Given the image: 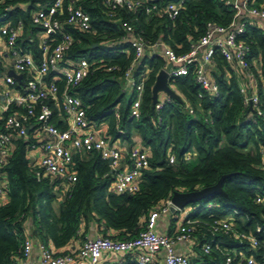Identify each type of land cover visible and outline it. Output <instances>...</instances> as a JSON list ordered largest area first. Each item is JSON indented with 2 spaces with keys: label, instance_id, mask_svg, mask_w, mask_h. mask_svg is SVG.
Returning a JSON list of instances; mask_svg holds the SVG:
<instances>
[{
  "label": "trees",
  "instance_id": "trees-1",
  "mask_svg": "<svg viewBox=\"0 0 264 264\" xmlns=\"http://www.w3.org/2000/svg\"><path fill=\"white\" fill-rule=\"evenodd\" d=\"M50 1L0 0V28L21 21V53L36 60L40 30L32 25L31 13ZM179 2V14L170 20L157 13L146 14L144 7L110 10L103 0H75V6L89 16L90 31L80 32L63 24L62 31L74 39L67 58L73 62L85 59L92 66L70 94L80 99L90 122L107 125L111 142L133 147V137H138L140 148L148 154L149 168L141 172L136 192L118 194L110 190L114 171L108 161L94 152L76 154V182L64 192L60 179L37 180L27 158L28 142L17 140L0 171L6 178L8 197L0 206V264H17L22 258L27 219L32 220V236L41 244H51L55 250L72 246L65 252L72 254L77 250L75 243L85 241L82 229L87 224H97L101 237L135 239L149 213L173 193L213 186L224 175L229 176L222 182L223 195L214 194L190 205L195 210L188 219L197 222L193 226L198 243L192 264H225L228 258L231 264H246L243 258L249 257L264 263V36L260 28L247 23L236 39L249 48L246 60L250 64L256 60L260 65L257 70L251 66V72L262 117L245 107L239 91L245 83L243 74L235 62L226 61L218 51L205 69L217 87L215 96L196 84L192 64L184 75L169 80L183 102L169 100L152 114L151 89L166 61L161 54L152 53L150 46L160 42L176 56H184L205 35L208 24L226 28L234 19V11L223 0H146L143 6L164 8ZM250 2L258 8L264 6V0ZM123 24L132 28L131 38L140 37L147 47L134 71L137 78L144 75L138 118L130 117L136 94L124 91V73L134 51L123 40L129 35ZM170 155L173 164L168 163ZM259 197L262 203L256 202ZM208 204L213 207L205 208ZM214 219H228L233 230L247 238L211 234L208 230ZM257 228L262 230L257 233ZM251 239L257 241V247L252 248ZM204 243L210 245L208 254L201 250Z\"/></svg>",
  "mask_w": 264,
  "mask_h": 264
},
{
  "label": "built area",
  "instance_id": "built-area-1",
  "mask_svg": "<svg viewBox=\"0 0 264 264\" xmlns=\"http://www.w3.org/2000/svg\"><path fill=\"white\" fill-rule=\"evenodd\" d=\"M146 0H103L110 10L117 7L128 11H136L144 7L146 14L157 13L174 20L182 7V2L167 4L159 8L153 4L143 6ZM225 5L234 11L232 23L226 27L207 25V31L201 40L192 46L190 52L184 56L175 53L160 42L150 46L151 51H160L165 58L166 65L171 64L167 72L169 80L172 77L182 76L186 73L187 66L195 64V82L208 94L215 96L217 87L206 75L205 67L212 62L216 51L228 62H235L236 66L248 73L252 86L256 88V79L251 72V66L246 56L249 52L247 45L236 39L245 31L246 23L236 21L241 16L264 20V6L255 7L250 0H223ZM111 16V15H109ZM32 25L40 30L37 35L39 55L36 60L31 54L21 53V35L24 24L5 25L0 28V39L4 42L5 57L8 63L0 60V171L5 166L7 159L14 150V142L22 140L28 142L27 157L38 156L31 163V168L37 180L43 178L60 179L64 192L76 182L73 171V157L76 154L97 153L102 160H112L110 166L114 171L113 182L110 190L120 193H134L138 189L141 172L149 168L148 154L139 147H132L128 151L126 161L128 168L119 170L124 159L118 146H114L109 139L101 133L99 125L90 122L79 98L70 94V90L77 87L87 76L91 64L85 59L73 62L67 58L74 43L69 32L62 31V26L80 32L90 31L89 16L75 6V0H51L46 6L38 10L31 17ZM127 34L132 33V28L122 25ZM264 36V30H263ZM20 42V43H19ZM134 51L130 66L124 73L126 81L136 94L130 110L131 118H138L141 107V96L144 87V75L137 78L134 71L143 58L147 49L146 43L140 38H131L129 41ZM12 70L21 76L18 82L8 75ZM109 68L108 71H113ZM52 76L53 80H47ZM62 84V87L59 86ZM256 90V89H255ZM240 93L244 96L243 102L247 109L256 117L263 116V109L257 93L248 94L241 87ZM202 95L199 94L198 98ZM166 97L155 105L154 111L158 112L165 102ZM59 108V112L66 124L62 130L54 123L52 105ZM189 109V106L186 105ZM43 137L49 138L43 141ZM189 157L187 156L186 159ZM168 163H174V157L169 156ZM2 173L0 172V175ZM5 177V176H4ZM7 182H0V196L6 192ZM257 203H262L261 197L256 198ZM172 207L170 199L149 213L144 229L132 240H114L108 237L86 239L80 249L74 254L60 253L52 247L38 243V264H75L77 261H87L89 264H99L101 258L107 255L132 254L135 264H154L160 252H164L165 264H192L184 255H179L174 250L177 242H193L196 228L190 221L179 225L173 236L158 234L156 229L159 217L169 213ZM208 204L205 208H212ZM179 212V211H178ZM264 228V226L262 227ZM262 228H257L260 232ZM211 234H232L236 239L247 238L243 233H236L228 219H214L209 226ZM252 248L257 247L255 239H251ZM32 244L25 240L22 248V258L17 264H28ZM203 253L210 252V245H201ZM246 264H264L257 262L253 257L243 258ZM232 259H227L225 264H231Z\"/></svg>",
  "mask_w": 264,
  "mask_h": 264
},
{
  "label": "crops",
  "instance_id": "crops-1",
  "mask_svg": "<svg viewBox=\"0 0 264 264\" xmlns=\"http://www.w3.org/2000/svg\"><path fill=\"white\" fill-rule=\"evenodd\" d=\"M46 4L47 3H44L40 7L39 10L43 9L46 6ZM35 12L36 11H33L31 13V17L34 15ZM236 22L237 23L245 22L246 24L252 23V24L256 25L258 28H260L262 30V32L264 30V20L250 18L247 16H241L239 18V20H237ZM36 38H37V36H36ZM27 39H30V38H27ZM130 39H131V36L129 34L127 36V38L123 39V40H124V42H128ZM4 51H5L4 42L0 39V53L2 55L1 59H2L3 63L5 62L7 64L8 60L5 57ZM154 52L161 54L160 51H157V52L152 51V53H154ZM252 65H253L252 67H254L256 70L259 69V67H260L259 63L256 60L252 62ZM167 66L168 65H165V67L162 70H166ZM205 69H207V68L205 67ZM166 71L168 72L169 70H166ZM240 72H241V74H243V77H244L245 83L242 85V87L246 89V92L248 94L257 93V87L255 88L256 89L255 90L254 87L252 86V81L250 80L248 73L243 71V70H240ZM46 79L47 80H53L52 76H47ZM123 82H124V91L126 93L134 92V90L132 91L130 86L128 84H126L125 80H123ZM168 85L181 98V100L183 102V98L180 96V94L175 89H173L170 86L169 82H168ZM166 97H168V96L160 93L158 96V101L160 102L162 99H164ZM169 99L172 100L171 98H169ZM51 107H52V110L54 113V119H53L54 123L60 129H62V130L66 129L65 121L63 119V116H61V114L59 112L58 106L53 104ZM98 125L100 126L99 129L101 130V133L109 139V137L107 136V130H108L107 125L106 124H98ZM48 140H49V138L43 137V141H48ZM16 142H14V147L16 145ZM109 142L111 144H113L114 146H118V148L121 150V152L123 154L124 159L121 161L119 170L121 171V170L126 169V167L128 168V162L126 161V156H127L128 151H130V149L132 147L131 146L127 147L124 144L121 145L118 142H111L110 140H109ZM133 143H134L133 147H139L140 148L141 143H140V139L138 137H133ZM27 158L31 164L33 161H36L38 156H35V155L34 156H28ZM3 181H6V178L4 177L3 174H1L0 175V182H3ZM62 197H63L62 195L59 196V200H58L59 203L62 202ZM7 201H8V197H7L6 192H4L0 196V206L5 205L7 203ZM57 208H58V204L54 205V209L57 210ZM193 210H195V208L189 206L186 209H184L183 211L176 212L175 214H172L169 211L168 214L158 218L155 231L158 234H162V235H166V236L171 237L174 235V233L176 232L179 225L182 224L183 222L190 221L192 224L197 223L196 221H191L190 219H188L189 216L192 214ZM181 213L183 214V216L179 217L180 215H178V214H181ZM171 225H173V227L171 229L172 231H169ZM32 228H33L32 220L27 219V221H26V233H25L27 238L25 240H29L32 244V249H31L30 257L28 259V264H38L39 257H40L38 243H40V242L32 236ZM83 232L85 233L83 240L93 239V238L101 236V234L98 231V226L95 223L87 224L86 227H84L82 229V234H83ZM82 244L83 243H80L79 241H77L75 243V246L77 249L76 252L80 249ZM197 244L198 243H195V240H193V242H177L174 245V250L177 254L186 256L192 263V260L197 258L196 252L194 251L195 250L194 248L197 246ZM47 246L53 248V246L51 244H48ZM67 250H72V246L71 247L68 246L67 248L59 249L58 252L65 253ZM76 252H74V253H76ZM74 253L72 252V254H74ZM75 264H89V263L87 261H77ZM99 264H135V256L132 254H123V255H107V254H105L101 258ZM154 264H165L164 263V252L159 253L157 258L155 259Z\"/></svg>",
  "mask_w": 264,
  "mask_h": 264
},
{
  "label": "water",
  "instance_id": "water-1",
  "mask_svg": "<svg viewBox=\"0 0 264 264\" xmlns=\"http://www.w3.org/2000/svg\"><path fill=\"white\" fill-rule=\"evenodd\" d=\"M171 64H169L166 68V70L171 69ZM166 70H160L155 78V82L151 89V95H152V104H151V113H154L155 105L158 102V96L160 93L168 96L172 100H175L177 102H182L181 98L169 87V77ZM8 75L15 78L18 82L21 81V76L16 75L12 70L8 71ZM249 111L251 108L249 107ZM112 160L110 159L108 161L109 165L111 164ZM229 175L221 176V178L214 184L213 186L203 188L200 190H196L193 192H185V193H178L175 192L172 194L170 198V202L172 207L170 208V212L172 214H175L178 211H183L187 207H189L192 204H195L211 195L219 194L223 195L222 190V182L223 180L228 177Z\"/></svg>",
  "mask_w": 264,
  "mask_h": 264
},
{
  "label": "rangeland",
  "instance_id": "rangeland-1",
  "mask_svg": "<svg viewBox=\"0 0 264 264\" xmlns=\"http://www.w3.org/2000/svg\"><path fill=\"white\" fill-rule=\"evenodd\" d=\"M178 215H180L179 217H182L183 216V214L181 213V214H178Z\"/></svg>",
  "mask_w": 264,
  "mask_h": 264
}]
</instances>
